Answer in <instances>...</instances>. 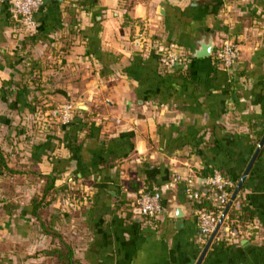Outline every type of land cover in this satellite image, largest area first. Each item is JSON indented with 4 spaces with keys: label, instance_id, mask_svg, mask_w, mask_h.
I'll use <instances>...</instances> for the list:
<instances>
[{
    "label": "crops",
    "instance_id": "0c3cea01",
    "mask_svg": "<svg viewBox=\"0 0 264 264\" xmlns=\"http://www.w3.org/2000/svg\"><path fill=\"white\" fill-rule=\"evenodd\" d=\"M36 21L0 1V264H60L53 231L81 264H197L210 237L184 179L239 183L264 137V0H45ZM228 38L236 73L193 56ZM157 47L190 63L166 70ZM64 104L86 109L62 126ZM239 197L255 223L201 264H264V145Z\"/></svg>",
    "mask_w": 264,
    "mask_h": 264
},
{
    "label": "built area",
    "instance_id": "2783aa9c",
    "mask_svg": "<svg viewBox=\"0 0 264 264\" xmlns=\"http://www.w3.org/2000/svg\"><path fill=\"white\" fill-rule=\"evenodd\" d=\"M45 0H11V14L15 22L26 31L34 30L37 27L36 14L44 5ZM161 65L166 70H172L176 66L186 67L191 60V56L187 53H177L167 48L157 47ZM242 57L240 43L233 38H228L219 44L212 56L217 67L226 71L236 73ZM74 104H64L50 114L57 118L62 126H68L74 120L76 113ZM43 117V112L38 111V118ZM182 180V176L176 174L172 177L171 185L177 184ZM185 194L189 202L195 204L196 219L199 228L200 237L204 240L209 238L215 231L218 222L225 212L227 206L231 202L233 181H230L220 172H215L211 176H207L201 181V185H197L192 178L186 177ZM213 201L216 211H207L202 207L204 200ZM137 209L139 214L145 218L157 220L163 213L164 208L158 194L149 191H141L138 194ZM227 218V216H226ZM226 221V219H225ZM225 221L218 232V239L221 242L231 243L237 240L238 233L229 225H225ZM251 227V226H250ZM247 232L244 236H247Z\"/></svg>",
    "mask_w": 264,
    "mask_h": 264
},
{
    "label": "trees",
    "instance_id": "16d2710c",
    "mask_svg": "<svg viewBox=\"0 0 264 264\" xmlns=\"http://www.w3.org/2000/svg\"><path fill=\"white\" fill-rule=\"evenodd\" d=\"M76 112H81L79 110H76ZM0 166L4 168L5 172L8 173H15V171L10 170L8 168L6 159L3 155V152L0 150ZM223 174V173H222ZM224 177L232 181L230 177L223 174ZM234 187L232 188V195L234 194L236 187L238 185L237 182H233ZM243 191V188L241 189L240 193ZM240 193L237 197V199L234 202V205L231 207L230 211L227 214V218L225 221V225H229L234 231L238 233V236L236 239L242 238L246 231L248 230L249 226H252L255 223V217L253 214L249 213L248 211L244 210L241 206L243 205L241 202ZM237 204L240 205V208H237ZM202 207L206 208L207 211H216V208L214 206V203L210 199L204 200ZM36 209H38L36 207ZM50 234L53 236L55 240L59 241V246L54 247L51 250H49L47 253L50 257H54L57 259V261L60 264H81L79 263L74 256L73 250L62 240L61 236L56 232H50Z\"/></svg>",
    "mask_w": 264,
    "mask_h": 264
},
{
    "label": "water",
    "instance_id": "95a60500",
    "mask_svg": "<svg viewBox=\"0 0 264 264\" xmlns=\"http://www.w3.org/2000/svg\"><path fill=\"white\" fill-rule=\"evenodd\" d=\"M0 1L3 2V3L11 2V0H0ZM215 49H216V47H215V44H214V43L208 44V46H205V47H204V45H203L199 50H196V51L194 52L193 56H194L195 58H207V57H212L213 54H214V52H215ZM85 109H86V106H84V105H79V106H77V110H85ZM263 145H264V137H263V139L261 140V142L259 143V146H258V148H257V151H256L255 155L253 156V158H252V160H251V162H250L248 168L246 169V171H245L243 177L241 178V180L239 181V183H238V185H237V187H236V190H235L234 194L232 195L231 202L229 203V205L227 206L225 212H224L223 215L221 216V218H220V220H219V222H218V225H217L215 231H214L213 234L210 236V240H209V242L207 243V245L205 246V248H204V250H203V252H202V254H201V256H200V259H199L198 262H197V264H201V263H202V261L204 260L206 254L208 253V251H209V249H210L212 243H213L214 240L216 239V237H217V235H218V232H219V230L221 229V227H222V225H223V223H224V221H225V219H226V216H227L228 212L230 211V209H231L233 203L235 202V200L237 199V197H238V195H239L241 189L243 188V185H244V183H245V180H246L247 176L249 175L250 170H251L253 164L255 163V161H256V159H257L259 153L261 152V149H262ZM170 217H174V216L171 214ZM178 217H179V216H178Z\"/></svg>",
    "mask_w": 264,
    "mask_h": 264
}]
</instances>
